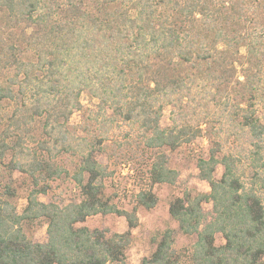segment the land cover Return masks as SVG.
<instances>
[{
    "label": "trees",
    "instance_id": "obj_1",
    "mask_svg": "<svg viewBox=\"0 0 264 264\" xmlns=\"http://www.w3.org/2000/svg\"><path fill=\"white\" fill-rule=\"evenodd\" d=\"M237 68L242 79L233 82ZM222 83L239 86L232 99L247 104L237 117L257 149L243 167L206 123L209 148L197 168L209 190L168 205L179 232L195 241L175 248L167 228L137 264H264V123L255 105L264 96V0H0V264H128L138 210L157 204L154 185L177 178L167 152L203 133L187 99L197 87L212 95ZM81 92L129 126L147 162L129 209L114 202L110 171L95 159L101 140L73 168L76 201L38 199L47 192L40 183L60 173L47 154L72 149L66 125ZM169 105L176 111L162 126ZM35 134L33 152L26 143ZM108 214L124 217L126 229L106 234L81 225ZM43 225L46 241H33Z\"/></svg>",
    "mask_w": 264,
    "mask_h": 264
},
{
    "label": "rangeland",
    "instance_id": "obj_2",
    "mask_svg": "<svg viewBox=\"0 0 264 264\" xmlns=\"http://www.w3.org/2000/svg\"><path fill=\"white\" fill-rule=\"evenodd\" d=\"M236 71L235 78H232L233 82L236 77L242 79L239 68ZM2 81L4 80L2 79ZM234 87L233 83H230L228 88L225 83H222L214 88L212 95L217 96L218 99H225L224 101L227 103L214 101L207 89L203 90L204 87L194 89L193 99H187L188 108L193 112V114L191 113V122L201 123L203 133L191 145L181 146L174 151L167 152V165L177 172V178L173 184L154 185L153 191L158 198L157 204L150 210L142 208L138 210V226L132 230L133 239L126 250L128 264H137L144 257L149 256L155 249L160 233L167 228L174 230L175 248L190 245L195 241V236H185L179 232L176 222L168 214V205L173 198L182 196L185 192L196 194L209 190L208 184L198 177L197 168V159L205 157L209 148V138L204 130L206 123H208L207 132L221 142L224 154L236 157L243 167L250 163L253 152L257 148L246 130L240 126L237 115L240 112L239 109L245 107L247 103L238 101L239 98L232 99L239 86ZM228 97L229 99H226ZM79 101L81 107L72 111L66 125L72 149L59 154L55 153L56 155L53 157L54 152L50 153L51 155L47 154L46 159H55L54 162L60 168V173L58 176H53V178L40 183V185H44L47 192L38 194V199L45 203L54 201L57 204L76 201L77 190L71 177L73 168L78 164L86 147H89L92 142L101 140L100 149L94 153L95 159L110 171V184L116 193L114 202L121 208L129 209L133 193L140 189L139 178L146 170L147 164L144 156L139 150L137 151L132 142L133 131L127 124L117 120L110 108L106 107L103 112L99 110L98 100L89 93L81 92ZM255 105L258 116L264 123V96ZM172 111H176L172 105L164 109L160 121L162 126L170 123ZM34 136L36 140L29 138L26 143L33 152L36 151V143L39 139L36 134L32 137ZM36 149L39 150L40 147ZM262 153L264 158V150ZM7 158V160L11 158L10 154L7 155ZM222 170L221 165L216 166L214 173L216 178L220 177ZM13 175L21 180V173L14 171ZM15 202L17 212L21 213L27 203L25 190L18 193ZM203 207L209 217L212 213L211 205L206 203ZM81 225L106 234L120 233L126 229L124 217L115 214L93 215ZM46 238V225L35 230L33 241L42 243L46 241ZM221 243L223 240L217 234L216 244Z\"/></svg>",
    "mask_w": 264,
    "mask_h": 264
}]
</instances>
